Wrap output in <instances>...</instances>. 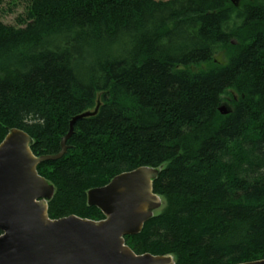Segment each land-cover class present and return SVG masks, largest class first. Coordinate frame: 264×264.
I'll return each mask as SVG.
<instances>
[{
	"label": "trees",
	"instance_id": "16d2710c",
	"mask_svg": "<svg viewBox=\"0 0 264 264\" xmlns=\"http://www.w3.org/2000/svg\"><path fill=\"white\" fill-rule=\"evenodd\" d=\"M24 6L18 26L0 21V144L18 129L35 156L57 155L71 121L100 104L76 122L67 154L38 166L55 188L49 217L104 220L90 190L158 169L167 204L125 237L135 254L264 260V0Z\"/></svg>",
	"mask_w": 264,
	"mask_h": 264
},
{
	"label": "water",
	"instance_id": "95a60500",
	"mask_svg": "<svg viewBox=\"0 0 264 264\" xmlns=\"http://www.w3.org/2000/svg\"><path fill=\"white\" fill-rule=\"evenodd\" d=\"M219 111L229 113L224 106ZM97 112L71 121L57 155L35 156L33 140L18 129L0 144V264H176L171 255H137L125 242L126 236L142 232L161 205L154 193L158 169L139 168L90 190L88 205L98 208L104 220L49 217L55 188L38 173V166L62 159L76 122ZM244 264H264V260Z\"/></svg>",
	"mask_w": 264,
	"mask_h": 264
},
{
	"label": "rangeland",
	"instance_id": "374dc122",
	"mask_svg": "<svg viewBox=\"0 0 264 264\" xmlns=\"http://www.w3.org/2000/svg\"><path fill=\"white\" fill-rule=\"evenodd\" d=\"M167 1V0H162ZM24 2L25 0H0V21L6 25L18 26V19L24 16ZM216 62L219 64H225L227 62L226 57L223 53L216 56ZM201 69L208 68V65L200 67ZM193 70H198V68H193ZM226 104H223L225 108ZM100 104L97 105L96 109H99ZM221 106V107H222ZM89 111L93 113L96 111ZM160 171V170H159ZM161 200V205L158 209L153 211L154 216L160 214L166 207V201L163 197L159 196Z\"/></svg>",
	"mask_w": 264,
	"mask_h": 264
}]
</instances>
